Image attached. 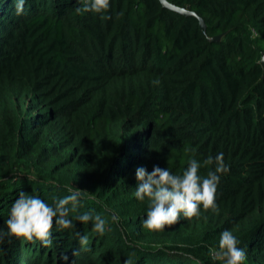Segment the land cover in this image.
<instances>
[{"label": "trees", "instance_id": "1", "mask_svg": "<svg viewBox=\"0 0 264 264\" xmlns=\"http://www.w3.org/2000/svg\"><path fill=\"white\" fill-rule=\"evenodd\" d=\"M166 1L204 31L158 0L103 13L25 0L21 15L0 0V231L21 191L53 207L84 191L73 227L54 224L48 246L4 237L0 264H220L225 230L244 264H264V0ZM219 153L218 211L142 227L138 168L181 174L195 159L203 177ZM85 213L105 219L103 235L74 219Z\"/></svg>", "mask_w": 264, "mask_h": 264}, {"label": "clouds", "instance_id": "2", "mask_svg": "<svg viewBox=\"0 0 264 264\" xmlns=\"http://www.w3.org/2000/svg\"><path fill=\"white\" fill-rule=\"evenodd\" d=\"M83 6L76 8L77 13H103L108 10L110 0H78ZM25 0H15L16 14L24 11ZM204 166L214 165L206 176L199 174L200 162L190 159L188 166L181 174H173L169 169L154 166L151 173L144 167L136 170L138 181L134 196L138 200H148L146 218L142 227L150 231H162L166 227L177 224L181 214L185 218L198 217L201 206L205 211H218L216 189L220 174L229 171L224 163L223 153L215 158L209 156L203 161ZM70 195L55 202L54 207L46 204L35 195L21 191L13 202L9 218L6 221L7 232L0 231V243L4 237H15L28 241L38 240L44 246L51 244L52 228L55 225L63 229L73 227L69 213L76 211V205L84 197L83 190L67 188ZM68 205L72 207L69 208ZM75 220L87 224L92 223V230L100 235L105 232L106 221L101 216L88 213L77 215ZM118 217L112 216V220ZM79 236V234H77ZM87 236H79V242L87 244ZM239 241L229 230L220 234L217 249L210 253L214 261L220 264H244L246 253L238 247ZM75 255V253H74ZM127 264V262H126Z\"/></svg>", "mask_w": 264, "mask_h": 264}, {"label": "water", "instance_id": "3", "mask_svg": "<svg viewBox=\"0 0 264 264\" xmlns=\"http://www.w3.org/2000/svg\"><path fill=\"white\" fill-rule=\"evenodd\" d=\"M158 1L161 4V6L167 8V9L173 10V11L180 13V14H183V15H192V16L196 17L198 20L200 31L201 32L204 31V25H203L202 20L199 17H197L193 12L187 11L183 7H176V6L168 3L166 0H158ZM208 40H212V38H208ZM259 62L261 65H264V53L261 54Z\"/></svg>", "mask_w": 264, "mask_h": 264}]
</instances>
